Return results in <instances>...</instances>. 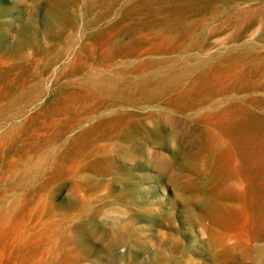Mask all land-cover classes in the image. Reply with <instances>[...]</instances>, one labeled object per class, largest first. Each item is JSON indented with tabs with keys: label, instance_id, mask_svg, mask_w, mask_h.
Segmentation results:
<instances>
[{
	"label": "rangeland",
	"instance_id": "rangeland-1",
	"mask_svg": "<svg viewBox=\"0 0 264 264\" xmlns=\"http://www.w3.org/2000/svg\"><path fill=\"white\" fill-rule=\"evenodd\" d=\"M0 173V264H264V0H0Z\"/></svg>",
	"mask_w": 264,
	"mask_h": 264
},
{
	"label": "bare ground",
	"instance_id": "bare-ground-1",
	"mask_svg": "<svg viewBox=\"0 0 264 264\" xmlns=\"http://www.w3.org/2000/svg\"><path fill=\"white\" fill-rule=\"evenodd\" d=\"M181 1H184V0H181ZM93 2H94V1H93ZM102 3H103V2H102ZM132 3H133V2H132ZM165 4H166V3H165ZM183 4H184V3H183ZM188 4H189V2L186 3V5H188ZM155 6H156V5H155ZM155 6H154V7H155ZM138 7H139V6H137V8H138ZM162 7H163V6H162ZM175 8H176V7H175ZM130 9H131V8H130ZM130 9H128V10H130ZM132 9H133V8H132ZM132 9H131V10H132ZM171 9H173V8H171ZM176 9H177V8H176ZM113 10H115V9H113ZM113 10H112V11H113ZM173 10H175V9H173ZM135 11H136V10H135ZM124 12H125V11H124ZM170 12H171V11H170ZM118 13H119V12H118ZM127 13H128V12H126V14H127ZM160 13H161V12H160ZM105 14H106V13H105ZM161 14H162V13H161ZM112 15H113V14H112ZM155 15H156L157 17L160 16V15L158 16L157 14H155ZM155 15H154V16H155ZM186 16H187V15H186ZM181 17H183V16H181ZM155 18H156V17H155ZM118 19H119V18H118ZM138 20H139V19H138ZM127 21H128V20H127ZM177 21H178V20H177ZM128 22H129V21H128ZM128 22H127V23H128ZM162 22H163V21H162ZM124 23H125V22H124ZM177 23H178V22H177ZM177 23H176V24H177ZM179 23H181V22H179ZM174 26H175V24H174ZM149 27H150V26H149ZM123 29H124V28H123ZM124 30H125V29H124ZM129 30H130V29H129ZM127 31H128V30H127ZM124 32H126V30H125ZM130 45H131V44H130ZM131 46H132V45H131ZM124 47H126V46H124ZM133 47H134V46H133ZM133 47H132V48H133ZM127 49H129V48H127ZM133 52H134V51H133ZM203 52H204V51H203ZM260 73H261V71H260ZM262 73H263V72H262ZM253 74H254V73H253ZM257 77H259V76H257ZM244 82H245V81H244ZM245 84H246V83H245ZM74 85H75V84H74ZM74 85H73V87H74ZM144 85H145V84H144ZM84 86H85V85H84ZM156 86H157V85H156ZM156 86H155V89H156ZM164 86H165V85H164ZM164 86H163V87H164ZM150 88H151V86H150ZM164 88H165V87H164ZM90 89H91V88H90ZM148 89H149V88H147V90H148ZM162 89H163V88H162ZM82 90H84V89H82ZM88 90H89V89H88ZM153 90H154V89H153ZM159 90H160V89H159ZM166 90H167V89H166ZM166 90H164V91H166ZM160 91H161V90H160ZM148 92H149V91H148ZM152 92H154V91H152ZM155 92H156V91H155ZM158 92H159V91H158ZM161 92H162V91H161ZM102 93H103V92H102ZM164 93H165V92H164ZM89 94H91V93H89ZM152 94H153V93H152ZM160 94H161V93H160ZM88 96H89V95H88ZM104 97H105V95H104ZM140 97H141V95H140ZM92 100H93V99H92ZM84 101H85V100H84ZM192 102H193V101H192ZM196 102H197V101H196ZM199 102H200V101H199ZM233 105H234V104H233ZM193 106H194V105H193ZM204 106H205V105H204ZM235 107H237V106H235ZM238 108H239V106H238ZM217 109H218V108H217ZM219 109H220V108H219ZM228 109H229V108H228ZM233 109H234V108H233ZM230 110H231V109H230ZM95 111H96V110H95ZM213 111H214V110H213ZM225 111H226V110H225ZM233 111H235V110L229 111V112H227L226 114H224V115H225V118H227V119L229 120V117H230V118L233 117V116L235 115V112H233ZM221 112H223V110H222ZM35 113H36V112H35ZM90 115H91V114H89V116H90ZM210 115H211V114H210ZM244 115H245V114H244ZM206 116H208V115H206ZM222 116H223V115H222ZM228 116H229V117H228ZM239 116H240V115H239ZM242 116H243V115H242ZM217 117H218V116H217ZM217 117H216V118H217ZM206 118H207V117H206ZM232 119H233V118H232ZM232 119H231V120H232ZM212 120H213V119H212ZM231 120H229V121H231ZM88 121H89V120H88ZM222 121H225V120H222ZM222 121H221V122H222ZM89 122H90V121H89ZM107 122H110V121H107ZM111 122H112V121H111ZM105 123H106V122H105ZM232 124H233V123H232ZM105 125H106V124H105ZM105 125H103V126H105ZM156 125H157V124H156ZM220 125H221V124H220ZM220 125H219V126H220ZM103 126H102V127H103ZM76 127H77V126H76ZM83 127H84V126H83ZM112 127H113V126H112ZM156 127H157V126H156ZM103 128H104V127H103ZM72 129H73V128H72ZM99 131H100V130H99ZM166 132H167V131H166ZM68 133H69V131H68ZM164 133H165V131H164ZM110 134H111V133H110ZM95 136H96V135H95ZM97 136H98V135H97ZM65 139H66V138H65ZM100 141H102V140H100ZM93 142H95V141H93ZM151 142H152V141H151ZM100 144H101V143H100ZM103 144H104V143H103ZM94 145H95V143H94ZM109 145H110V143H109ZM157 145H158V143H157ZM158 146H159V145H158ZM159 153H160V152H159ZM4 169H5V168H4ZM4 169H3V170H4ZM6 170H7V169H6ZM17 173H18V171H17ZM0 174H2V173H0ZM13 174H14V173H13ZM15 174H16V173H15ZM16 176H17V175H16ZM14 177H15V176H14ZM0 178H1V177H0ZM9 179H10V178H9ZM12 179H13V177H12ZM10 180H11V179H10ZM10 180H9V181H10ZM21 180H22V179H21ZM16 181H17V180H16ZM19 182H20V181H19ZM21 183H22V182H21ZM21 183H20V184H21ZM16 184H18V183H16ZM10 186H11V185H10ZM12 187H13V186H12ZM13 189H15V188H13ZM8 193H9V192H8ZM6 195H7V194H5V196H6ZM3 196H4V195H3ZM0 202H1V200H0ZM8 210H9V209H8Z\"/></svg>",
	"mask_w": 264,
	"mask_h": 264
}]
</instances>
